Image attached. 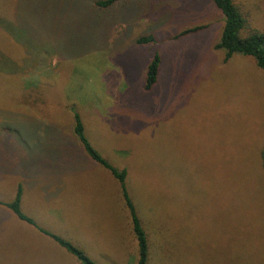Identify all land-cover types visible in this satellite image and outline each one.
I'll use <instances>...</instances> for the list:
<instances>
[{
    "label": "rangeland",
    "instance_id": "1",
    "mask_svg": "<svg viewBox=\"0 0 264 264\" xmlns=\"http://www.w3.org/2000/svg\"><path fill=\"white\" fill-rule=\"evenodd\" d=\"M93 1L0 0V200L20 185L39 228L98 264L137 263L118 183L79 147L74 107L91 146L127 170L149 264H264V71L215 49L223 16L211 0H129L108 11ZM237 4L246 28L264 32V0ZM15 21L21 42L8 30ZM195 27L204 28L176 38ZM148 35L153 43H136ZM155 54L159 75L146 91ZM49 159L73 170L38 187L33 176L28 189V163L48 171ZM0 264L80 262L11 213Z\"/></svg>",
    "mask_w": 264,
    "mask_h": 264
},
{
    "label": "trees",
    "instance_id": "2",
    "mask_svg": "<svg viewBox=\"0 0 264 264\" xmlns=\"http://www.w3.org/2000/svg\"><path fill=\"white\" fill-rule=\"evenodd\" d=\"M129 0H94L93 5L98 10L108 11L109 8L120 2H126ZM215 7L221 12L223 16V28L220 39L215 45V49L222 50L224 52V61H228L234 55H240L243 57H250L256 64V66L264 71V32L255 29L246 28L245 15L241 10V6L237 4L238 0H211ZM239 3V2H238ZM13 27V28H12ZM9 26L8 30L11 32L16 40L21 42L19 38L21 28L17 21L14 26ZM204 27H195L186 29L179 33L176 38L195 33L202 30ZM154 37L151 35L140 37L136 40V43L147 44L153 43ZM161 60L158 54L153 55L149 65L146 68L145 73V85L144 89L150 91L157 83L159 75ZM73 118L72 134L77 141L79 147L82 149L84 155L90 160L100 165L113 176L117 181L121 198L123 199L124 206L129 215V219L132 226V232L135 237L137 246V263L136 264H149L150 260V244L147 233L142 226L141 220L138 216L137 209L129 198L127 189V170L117 169L111 166L90 144L85 136L84 126L78 112L74 107L70 108ZM75 150V148H74ZM79 154V153H78ZM77 152H74L75 157L78 156ZM262 167L264 169V150L261 152ZM22 187L18 185L15 196L10 203H2L0 205L8 208L18 220L25 222L46 237L53 240L59 247L63 248L69 255L74 257L80 264H98L92 261L81 249L74 246L71 242L57 236L47 230L39 228L35 222L22 213L20 204L22 199Z\"/></svg>",
    "mask_w": 264,
    "mask_h": 264
},
{
    "label": "crops",
    "instance_id": "3",
    "mask_svg": "<svg viewBox=\"0 0 264 264\" xmlns=\"http://www.w3.org/2000/svg\"><path fill=\"white\" fill-rule=\"evenodd\" d=\"M126 24L125 23H123L122 24V28L125 26ZM34 133H36V131L34 130ZM38 142L36 141V138H34V140L33 141H29L28 139L26 140V141H24L23 142V147H24V150H28V149H31L32 147H34L36 144H37ZM49 162L51 163V164H53V165H51V167H50V169L48 170V171H50V173H47L48 171H44V170H42V168H40V167H38V164H37V162H35V161H32V162H29L28 164L30 165L29 167L31 168V175H30V177H29V180H26V182H24V184L28 187V189H34L35 187H38V183H41V181L43 180V179H45V178H47L51 173H59V174H57L58 175V177H56V178H59L58 179V181L59 182H61L62 181V178H65V177H68V172H69V170H73V168H70L71 166H72V162L70 161V162H68L67 160H65V161H63V160H57V161H54V160H51V159H49ZM25 164H26V162L24 163V166H25ZM55 166H59L60 168L59 169H54L53 167H55ZM34 176V178L36 177L37 178V182H36V185H35V187L34 186H32V185H29V181H30V179H31V177H33ZM55 178V179H56ZM40 181H39V180ZM24 198H25V192L23 191V193H22V199H21V204H20V208H21V211H22V213L23 214H25V212L23 211V209H22V203H23V201H24ZM57 199H59V198H56L55 199V202L54 203H56L57 205H58V207L60 208V209H62V208H66L64 205H62V203H61V201L60 200H57ZM13 200V199H12ZM11 200V201H12ZM10 201V202H11ZM0 202H2L1 200H0ZM10 202H2V203H10ZM68 204L66 203V206H67ZM2 208H4V209H0V228L2 227V222H3V220H6V218H8L9 219V216H10V214L12 213L8 208H6L5 206H3V205H0ZM0 207V208H1ZM2 212H4V213H2ZM11 212V213H10ZM27 217H29L30 219H32V217L29 215V214H25ZM17 218V217H16ZM33 220V219H32ZM20 221V220H19ZM22 222V221H21ZM25 223V222H24ZM27 224V223H26ZM29 225V224H28ZM31 226V225H30ZM33 227V226H32ZM46 237V236H45Z\"/></svg>",
    "mask_w": 264,
    "mask_h": 264
}]
</instances>
